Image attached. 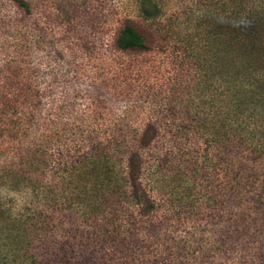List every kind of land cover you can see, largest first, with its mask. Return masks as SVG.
Returning <instances> with one entry per match:
<instances>
[{"label": "rangeland", "instance_id": "374dc122", "mask_svg": "<svg viewBox=\"0 0 264 264\" xmlns=\"http://www.w3.org/2000/svg\"><path fill=\"white\" fill-rule=\"evenodd\" d=\"M25 1L0 0V264H264V156L215 125L234 68L264 67V0ZM126 21L147 51L116 49ZM134 151L155 208L112 217L108 164L75 162Z\"/></svg>", "mask_w": 264, "mask_h": 264}, {"label": "trees", "instance_id": "16d2710c", "mask_svg": "<svg viewBox=\"0 0 264 264\" xmlns=\"http://www.w3.org/2000/svg\"><path fill=\"white\" fill-rule=\"evenodd\" d=\"M16 7H18L23 13L29 14L30 7L25 0H12ZM135 8L140 17L146 21H152L161 15V9L154 2V0H134ZM114 45L118 51H147L149 49V40L147 36L141 32L132 22L126 21L119 29ZM264 65V59H259ZM252 60L243 64L241 67L234 68L236 71L231 75L233 80L240 81L241 78L247 80V86L239 88L240 91L234 89L236 82L229 84V89L225 92H218L215 100V108L218 104L216 114L218 121L215 122L217 126V134H228L232 137L235 147H243L248 150V154L251 157L261 158L264 156V67L257 65L258 63ZM216 118V119H217ZM149 137L147 134H143L139 140L141 146L148 144ZM239 147V148H240ZM127 165L125 168L119 171L112 169L113 163L109 159L110 155H101L95 152L84 154L76 160V164L86 168L88 171L92 168L93 172L99 171V165H102V161L108 164L105 167L104 181H107L104 188L108 192L111 189L112 183H116L114 186L117 190L113 192L116 194V201L109 203L108 199H105L106 209L102 212L108 211L106 214H112L117 212L118 208L121 211L126 212L127 207H133L135 211L143 214L151 213L155 208V203L152 201L149 195V189L147 185L142 181V163L141 157L138 152H127ZM103 157H108V160ZM91 172V171H90ZM97 180V179H95ZM123 181L121 186L118 185L119 181ZM238 182V181H237ZM97 183L94 184V188L97 190ZM103 184V180L101 182ZM239 184V182H238ZM118 185V186H117ZM93 188V189H94ZM82 205L81 201H78V206ZM118 205V206H117ZM109 207L110 209H108ZM101 207L97 206L96 211L100 212ZM1 213L4 215L5 211ZM2 217V215H0ZM3 223V222H2ZM13 230L6 234V239L9 240L10 236L17 238L21 231V225L19 221H13ZM3 229L0 225V232ZM16 231V232H15ZM5 242V240L3 241Z\"/></svg>", "mask_w": 264, "mask_h": 264}]
</instances>
